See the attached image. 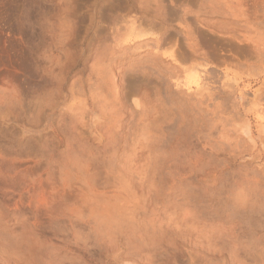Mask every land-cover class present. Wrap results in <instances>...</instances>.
Wrapping results in <instances>:
<instances>
[{
	"label": "rangeland",
	"instance_id": "374dc122",
	"mask_svg": "<svg viewBox=\"0 0 264 264\" xmlns=\"http://www.w3.org/2000/svg\"><path fill=\"white\" fill-rule=\"evenodd\" d=\"M0 264H264V0H0Z\"/></svg>",
	"mask_w": 264,
	"mask_h": 264
},
{
	"label": "bare ground",
	"instance_id": "6f19581e",
	"mask_svg": "<svg viewBox=\"0 0 264 264\" xmlns=\"http://www.w3.org/2000/svg\"><path fill=\"white\" fill-rule=\"evenodd\" d=\"M199 80H201V75L198 74V72H195L194 75H188L186 76V82H192L195 84V86H199ZM190 88V87H189Z\"/></svg>",
	"mask_w": 264,
	"mask_h": 264
}]
</instances>
